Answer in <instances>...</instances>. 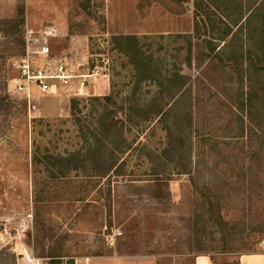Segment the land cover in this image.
Returning a JSON list of instances; mask_svg holds the SVG:
<instances>
[{"label": "rangeland", "instance_id": "374dc122", "mask_svg": "<svg viewBox=\"0 0 264 264\" xmlns=\"http://www.w3.org/2000/svg\"><path fill=\"white\" fill-rule=\"evenodd\" d=\"M200 1L209 13L207 37L223 60L241 62L250 53L264 66V0ZM196 2L0 0V20L23 6L25 39L46 27L60 34L49 42L51 58L75 76L53 94L34 88L27 100L13 90L15 57L0 35L7 60V80L0 79V264H34L27 256L39 264H240L245 254L264 252V100L255 87L264 76L247 83L240 68L219 58L198 60V47L186 65L188 46L198 43ZM126 35L136 36L154 65H176L190 77V92L178 95L167 119L182 128L179 162L178 153H164L158 118L137 127L126 122L133 93L143 106L157 88L136 87L129 58L114 50L112 39ZM79 76L86 89L75 97ZM107 96L112 102L93 100ZM107 108L123 121L130 145L115 152L111 172L109 151L121 138L102 131ZM70 154L80 158L75 170L67 168L72 159L63 160ZM87 155L94 160L81 168ZM160 178L164 186H154ZM154 189L163 192L161 200L151 198ZM251 225H262L255 239L248 237Z\"/></svg>", "mask_w": 264, "mask_h": 264}, {"label": "trees", "instance_id": "16d2710c", "mask_svg": "<svg viewBox=\"0 0 264 264\" xmlns=\"http://www.w3.org/2000/svg\"><path fill=\"white\" fill-rule=\"evenodd\" d=\"M201 1L195 3V28L197 32V41L198 43L195 46L189 45L188 47V55L186 57V65L188 67L191 66V56L192 49L198 47V60L201 58L202 61L211 62L212 64L215 60L219 58V61L223 60V54L219 51H216L217 47L214 45V42L211 37H207L208 30L207 21L209 19V13L205 8L202 7ZM205 7V6H204ZM208 9V8H207ZM209 21V20H208ZM230 28H227L223 36H227L229 34ZM24 8L23 6H19L16 9V13L12 19L0 20V35L4 39L2 42L4 44L3 48L5 50H9V53L13 54L14 57L22 56L25 53V37H24ZM223 36H219L220 40H223ZM114 44V50L118 53L125 55L129 58V64L132 66L134 71V78L136 82V87L140 86L142 83L152 84L156 86V91L150 96L149 99L145 100V104L143 106H139L137 99L135 100L136 93H133L132 98L128 100V108L123 113L126 122H128L131 126L139 125L138 122L148 123L158 118L162 124H164L163 131L166 133L167 143L166 148L164 149V153H174L175 155L178 153L179 157L177 161L181 160V155L184 152L185 141L183 138L182 128L179 124L170 125L167 121L169 114L173 111L175 107V103L178 100L179 96L182 92H190L191 85L190 77L183 75L181 71L176 68L169 70L167 67L154 65V57L153 55H148L142 46L139 45L138 39L133 35L126 36H116L112 39ZM190 44V43H189ZM234 51V50H233ZM263 54V52H262ZM240 60V58H236V60ZM6 58L0 56V79L3 77L4 80H7V75H3L2 71L4 70V64L6 65ZM237 61V62H238ZM222 62V61H221ZM224 64L233 69L240 68L242 75L247 83H251L254 80L251 76H257V78H261L264 76V66L261 62L258 64L256 61L250 56V53H246L245 56H241V62H235L234 58L228 57L227 60H223ZM207 64V63H205ZM259 81H255V87L260 90L263 95L264 100V83ZM179 95V96H178ZM178 97V98H177ZM1 98V95H0ZM93 100L96 101H106L112 102V97L107 96L103 99L95 98ZM70 112L72 117L74 118V122L79 124V118L77 117L80 113L78 108V102L72 100L70 104ZM122 109V108H120ZM101 119V128L104 132V135H112L113 137L121 138L118 147H113L111 151H109V155L111 156L110 163L108 162L106 166L109 167L108 171L115 170L117 159L116 153H124L126 149L129 150L130 145L127 141L122 137V129H123V121L117 120V115L114 110L106 109L102 114ZM138 119V120H137ZM137 120V122H136ZM103 148V147H102ZM101 148L98 147L97 150ZM177 154V155H178ZM79 155V154H78ZM71 158H64V161H70V165L67 168H71L72 170L78 168V162L80 158L76 154H70ZM102 160V155L99 156ZM84 163H82V167L86 166V163L90 164L91 160L94 158H90L88 155L83 158ZM96 160V159H95ZM73 162V163H72ZM103 162V161H102ZM93 166V165H92ZM100 167V165H99ZM94 168V167H93ZM165 178L158 179L154 186L162 187L165 184ZM151 198L156 200H161L163 197V192L159 189H154ZM223 230L226 229V224L220 225ZM264 231V230H263ZM262 225L254 226L251 225V235L248 237L251 239L256 238V234H262ZM228 249V248H226Z\"/></svg>", "mask_w": 264, "mask_h": 264}, {"label": "built area", "instance_id": "2783aa9c", "mask_svg": "<svg viewBox=\"0 0 264 264\" xmlns=\"http://www.w3.org/2000/svg\"><path fill=\"white\" fill-rule=\"evenodd\" d=\"M28 34L30 36L25 39L24 55L13 58L9 63L16 75L10 80L13 83V90L24 94L29 100L34 88L38 94L45 96L53 94L58 85L62 88L68 87L75 76L68 73L64 63L51 58L49 46L50 40H56L60 34L52 27L31 31ZM78 78L83 80L79 81L74 90L75 97L84 96L86 89L85 76ZM109 242L113 243V237L109 238ZM27 262L39 264L37 260L29 256H27Z\"/></svg>", "mask_w": 264, "mask_h": 264}, {"label": "crops", "instance_id": "0c3cea01", "mask_svg": "<svg viewBox=\"0 0 264 264\" xmlns=\"http://www.w3.org/2000/svg\"><path fill=\"white\" fill-rule=\"evenodd\" d=\"M9 175H10V173H9ZM262 254H260L258 252H256V253L253 252V253L245 254L240 259V264H259L262 256L264 257V252ZM203 264H208V263L207 262H204Z\"/></svg>", "mask_w": 264, "mask_h": 264}]
</instances>
